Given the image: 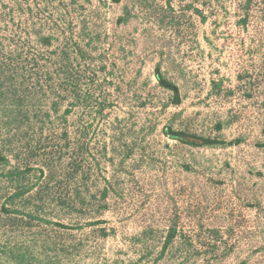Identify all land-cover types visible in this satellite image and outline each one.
<instances>
[{"label": "rangeland", "instance_id": "obj_1", "mask_svg": "<svg viewBox=\"0 0 264 264\" xmlns=\"http://www.w3.org/2000/svg\"><path fill=\"white\" fill-rule=\"evenodd\" d=\"M190 1L173 0L171 13L157 9L164 0H17L12 68L24 86L22 97L0 99V264H264V109L244 97L250 79L237 81L264 58L263 24L254 15L240 30L233 17L239 0L214 4L212 12L200 6L201 21L186 9ZM125 5L130 17L116 27ZM52 19L62 32L71 22L77 33L85 22L99 37L81 63L87 109L48 114L51 61L35 40ZM157 64L178 86L179 107L157 85ZM166 127L239 143L190 148L165 137ZM126 150L132 155L119 168ZM47 164L56 167L52 183ZM68 166L89 171L95 187L101 175L114 183L106 210L94 190L83 201L75 197ZM168 193L181 218L161 254ZM96 219L104 223L91 225Z\"/></svg>", "mask_w": 264, "mask_h": 264}, {"label": "trees", "instance_id": "obj_2", "mask_svg": "<svg viewBox=\"0 0 264 264\" xmlns=\"http://www.w3.org/2000/svg\"><path fill=\"white\" fill-rule=\"evenodd\" d=\"M99 1H101L103 5L119 6L123 3L124 0H98V2ZM139 1L141 4L143 0ZM172 1L173 0H164L165 8L160 6L157 9H167L172 13ZM225 1L230 0H191L185 7L186 9H190V14H195L201 19V21H205L207 15L204 14V10L201 9L200 6H205L206 11L212 12V7L214 4L223 5ZM53 5L54 4L51 2L50 6L53 7ZM159 10L157 11L160 12ZM58 11L60 12L61 10L58 9ZM154 11L155 9H152L151 13H154ZM130 13V8L125 5L121 10L120 15L115 18V26L119 27L124 24L129 19ZM254 15H256V18H258L259 21L263 24V27L261 29L262 31L259 35L261 36V45H264V0H239L236 4H234L233 17L235 19V25L240 30L246 31L248 29L250 19L253 18ZM17 22V0H0V99H2V101L8 99L12 102L18 97H22V95L18 96V92H21V89L24 86L23 75L19 79H16L15 76H17V72L14 71V68H12V65H14L17 60V53L15 52L16 50H12L17 36ZM62 31H64V29L61 28L60 22L57 19H52L50 23V31L48 32V34L42 35L40 33L37 35V38L35 40V45L39 49H47L51 61L50 65L52 68L48 76L50 83L47 92L49 96L47 104L48 114L50 112L56 113L63 106L64 114L72 112V108L74 107V105L83 108L84 106H87V100L85 99V97H82L80 95V84L82 77L84 79L88 75V72H85L81 69V63H83L86 60L87 56L90 55V48L93 44H95V41L99 39V37L92 34L93 32L85 22H79L77 33L75 32V29L72 26L71 22H69L67 26L68 32ZM61 40L62 44L57 45V42ZM12 53L14 55H12ZM254 53L256 55L255 51L251 52V50H249V56L252 57ZM153 75L157 82V85L163 90H166L170 93V104L173 107H179L182 103L179 88L171 79L165 77V75L161 71L160 64H157L155 66ZM243 78L245 80L250 79L248 83L251 85V87L246 88L244 97L247 100H257L258 104L260 105L258 108L264 109V58L260 63L259 68L255 71V74L253 72H246L244 73V75L239 74L237 76V81L240 82ZM217 83L218 82L212 80L213 88L216 89L219 87V89L221 90L220 83ZM225 92V95L227 96L234 94V91L230 88H226ZM8 94H10L11 96L10 99L7 96ZM88 97L89 96H86V98ZM97 101L98 102H96L95 104L97 105L98 112L101 114L106 106L104 105L103 100L99 99ZM141 105H143V103H141ZM217 129L221 130L220 124L217 125ZM64 131L65 132L62 134V136L64 139H67L68 137L66 129H64ZM163 134L168 139L190 148H215L229 146L232 143H239V139H236L233 142H224L219 141L215 138L204 137L188 130H176L172 127H166L163 130ZM259 147H264V144L259 145ZM81 148H86L84 142L81 143ZM131 155V150H126L125 153L120 156L119 161L116 163V165L119 168H124L123 164L127 159L131 157ZM111 157L114 158V155ZM112 158H110V166L114 167L115 163L113 162ZM70 159L73 158L69 157V160ZM3 160L4 158L0 156V162H2ZM100 160H96V173L101 167V165L99 164ZM47 170L49 177L48 180L52 183L55 180L54 173L56 167L47 164ZM40 173L42 174L43 170H40ZM64 175L67 178L66 184L71 185L70 188L72 189V192L75 193V197H77L78 200H82V196L84 194L90 193L94 190L101 200V202L99 203V208L102 210H106L108 208V205L105 204L106 200L114 191V183L111 182L110 179L103 175L99 176L98 178L101 181L100 185L95 187L90 180V172H85L84 170H82V168L80 169L75 166H68L64 171ZM77 177H79V179ZM166 199V216L168 217V220L166 221V235L164 237L160 250L161 254H164L167 251L168 247L173 243L176 235L178 234V226L181 218L180 214L177 213L174 196L168 193ZM80 207H84L83 202ZM102 223H104L103 220L96 219L91 222V225H100ZM227 253L228 249H225L223 251V254Z\"/></svg>", "mask_w": 264, "mask_h": 264}]
</instances>
